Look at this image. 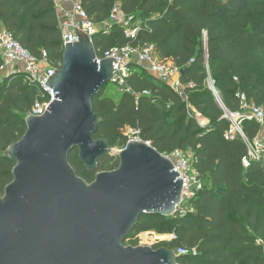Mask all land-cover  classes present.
I'll list each match as a JSON object with an SVG mask.
<instances>
[{
  "label": "trees",
  "instance_id": "1",
  "mask_svg": "<svg viewBox=\"0 0 264 264\" xmlns=\"http://www.w3.org/2000/svg\"><path fill=\"white\" fill-rule=\"evenodd\" d=\"M115 3L147 26L133 45L152 44L160 60L185 69L180 76L183 96L132 64L118 102L103 97L108 84L94 98L100 125L93 139L123 149L127 130L138 129L140 141L161 155H190L203 184L182 206V214L143 215L126 238H134L128 245L136 247L135 237L154 232L174 236L155 250L195 249V256H179L176 264H264V153L248 157V144L253 145L261 126L243 120L245 139L237 134L225 139L231 127L225 115L239 112L238 94L264 110V0H82V7L100 26ZM0 27L32 56L45 52L51 66L61 63L53 0H0ZM92 43L101 57L130 42L119 26H112L108 32L100 29ZM39 96L38 87L21 74L0 75V197L12 182L15 165L3 153L24 135L26 115ZM68 161L87 184L119 165L109 155L97 162L96 172H88L77 150L70 152Z\"/></svg>",
  "mask_w": 264,
  "mask_h": 264
},
{
  "label": "water",
  "instance_id": "2",
  "mask_svg": "<svg viewBox=\"0 0 264 264\" xmlns=\"http://www.w3.org/2000/svg\"><path fill=\"white\" fill-rule=\"evenodd\" d=\"M92 38L66 44L61 68L45 83L54 100L40 117L25 118L26 131L4 156L15 165L0 197V264H176L171 249L124 246L146 214L171 217L182 182L172 163L149 144L128 143L116 170L87 184L70 166L88 172L111 153L93 139L100 125L92 102L111 81L112 58L97 63ZM185 69L179 71L180 76Z\"/></svg>",
  "mask_w": 264,
  "mask_h": 264
},
{
  "label": "built area",
  "instance_id": "3",
  "mask_svg": "<svg viewBox=\"0 0 264 264\" xmlns=\"http://www.w3.org/2000/svg\"><path fill=\"white\" fill-rule=\"evenodd\" d=\"M71 5V11L67 12L56 6L61 14L58 18L60 40L62 51L66 44H73L78 41V36L86 35L92 38L100 29L108 32L112 26H119L123 35L130 43L122 47H113L97 57V63L102 59L112 58V78L109 83L122 91L124 89L125 80L130 74V66L137 64L143 70L148 72L156 80L167 85L172 91L179 96H183V86L180 82V73L171 62L160 60L155 52L152 44H136L131 42L137 40L138 34L147 29V26L141 21L135 23V18L125 15L119 3H115L110 11L109 19L104 24L98 26L93 24L88 18L82 7V0H63ZM0 73L6 74L11 68V74H21L26 83L34 84L40 91V96L35 100L31 109L28 111L27 117H40L47 112L48 106L54 100L53 90L45 83L48 78L54 74V71L61 68V63L51 66L48 63V56L42 52L39 57L32 56L28 51L21 47L19 42L13 37L12 33L4 27H0ZM209 89L220 104V98L215 88L209 84ZM240 110L237 113H226L225 117L230 121L231 127L229 132L225 134V139L232 140L235 134L244 138L241 130V122L243 120L254 121L259 126L264 125V110L261 107L252 105L244 94H238ZM127 144L141 142L139 139L138 129H128L126 132ZM148 144V143H146ZM264 153V145L256 138L253 145L248 144V157L255 158ZM167 158L173 166V171L178 174L179 180L182 182L181 202L176 208V213L182 214L185 203L194 198L197 191L201 189L200 181L192 167L191 157L180 151L172 154L162 155ZM175 213V214H176ZM139 234L136 239L139 241L136 246L141 245ZM169 241L174 236L170 235ZM176 255L178 256H195V249L179 248Z\"/></svg>",
  "mask_w": 264,
  "mask_h": 264
},
{
  "label": "rangeland",
  "instance_id": "4",
  "mask_svg": "<svg viewBox=\"0 0 264 264\" xmlns=\"http://www.w3.org/2000/svg\"><path fill=\"white\" fill-rule=\"evenodd\" d=\"M138 21L139 20H137V19L134 20L135 23H139ZM255 69L257 70L258 68L256 67ZM4 74H0V75L5 76ZM102 95H103V97L111 98L114 102H118L121 95H122V90L120 88L115 87L111 83H108V86H106L102 90ZM199 124H205V120H200ZM258 140L261 141L262 144L264 145V125L260 127V133L258 136ZM111 149L112 150H111L110 156L114 157V158L116 157L118 159V155L122 151V147L115 145ZM200 185L203 186L202 182H200ZM143 237H144L143 238L144 240H143L142 244L138 245V246H145V247L153 248V247L157 246L158 244L170 242L169 241V239H170L169 235H166V236L157 235L154 232L144 233ZM133 240H134L133 237L125 239V246L127 247V245L132 243ZM138 242L139 241H137V239H136V243H138ZM128 246H131V245H128ZM175 253H176V251H175Z\"/></svg>",
  "mask_w": 264,
  "mask_h": 264
},
{
  "label": "crops",
  "instance_id": "5",
  "mask_svg": "<svg viewBox=\"0 0 264 264\" xmlns=\"http://www.w3.org/2000/svg\"><path fill=\"white\" fill-rule=\"evenodd\" d=\"M53 3H54V8L56 10V14H57V17H60L61 14L59 13V11L56 9L57 7L56 6H61V8L67 12H70L71 11V5L67 2H64L63 0H53ZM11 74V68L8 69L6 71V74H4L5 76Z\"/></svg>",
  "mask_w": 264,
  "mask_h": 264
},
{
  "label": "bare ground",
  "instance_id": "6",
  "mask_svg": "<svg viewBox=\"0 0 264 264\" xmlns=\"http://www.w3.org/2000/svg\"><path fill=\"white\" fill-rule=\"evenodd\" d=\"M143 235H144V234L140 235V240H141V242H143V240H144V239H143V238H144Z\"/></svg>",
  "mask_w": 264,
  "mask_h": 264
}]
</instances>
